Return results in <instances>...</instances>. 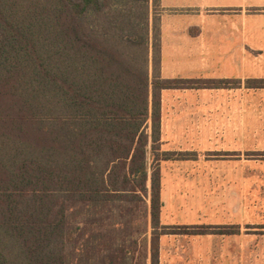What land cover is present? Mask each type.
I'll use <instances>...</instances> for the list:
<instances>
[{
  "label": "trees",
  "instance_id": "trees-1",
  "mask_svg": "<svg viewBox=\"0 0 264 264\" xmlns=\"http://www.w3.org/2000/svg\"><path fill=\"white\" fill-rule=\"evenodd\" d=\"M148 33L112 0H0V264H159V163L185 155L162 91L232 79L162 78Z\"/></svg>",
  "mask_w": 264,
  "mask_h": 264
},
{
  "label": "crops",
  "instance_id": "crops-1",
  "mask_svg": "<svg viewBox=\"0 0 264 264\" xmlns=\"http://www.w3.org/2000/svg\"><path fill=\"white\" fill-rule=\"evenodd\" d=\"M157 1L162 78L240 80L237 87L172 88L162 91L160 151L185 155L161 160V174L165 166L173 169L186 166L191 161L186 153L203 150L206 141L203 139L201 113L204 98L214 97L216 103H221L220 99L227 95L233 96L237 102L244 97L243 107L245 111H250L253 108L251 101L259 96L263 99L264 107V88L245 87L247 79L264 78V0ZM246 113L249 116V112ZM244 122V127L252 126L248 125L249 120ZM233 137L237 146L235 150L240 151L245 147V136L239 131L233 133ZM161 203L160 224L188 225L193 222L192 216L185 218L177 211H173L169 218L165 215L166 208H191L190 201L165 202L161 199ZM197 204L195 207H208L207 202L200 201ZM215 207L235 208L231 211V217L240 218L239 208H244L245 203H232L231 206L217 203ZM247 214L250 211H242L243 218ZM203 218H207V212H203ZM219 234L232 238L236 236L234 232ZM187 236H190L189 239H184ZM213 236L215 233H163L159 238V264H192L186 261L195 256L203 260L200 264H208L210 251L217 250L215 239H210Z\"/></svg>",
  "mask_w": 264,
  "mask_h": 264
},
{
  "label": "rangeland",
  "instance_id": "rangeland-1",
  "mask_svg": "<svg viewBox=\"0 0 264 264\" xmlns=\"http://www.w3.org/2000/svg\"><path fill=\"white\" fill-rule=\"evenodd\" d=\"M112 2L135 14L141 13L143 9L147 11L148 37L151 42L155 31L158 30V1L148 0L145 3L143 0H112ZM151 71L149 66L150 74ZM235 81L232 79L229 87ZM255 97L251 101L253 108L250 111H245L243 107L244 97L237 102L233 96L227 95L220 99L221 103H216L214 97L204 98L201 113L204 122L203 139L207 142L205 141L203 150L186 153L191 158L186 166L176 169L165 166L160 174L162 201H190L192 205L191 208H166L167 218L173 211H177L185 218L192 216L193 222L188 225L160 224L157 232L169 235L215 233L214 238L210 239H215L217 250L210 251L208 264H264V107L262 97ZM246 112H249V116H246ZM245 120H249L248 125L252 126L244 127ZM237 125L242 127L236 128ZM239 131L245 136L243 138L245 147L237 151L233 133ZM200 201L207 202L208 207H195ZM242 202L245 203V207L239 208L240 218L231 217V211L236 210L235 208L215 207L217 203H227L231 206L232 203L241 205ZM242 211L247 213L250 211V214L243 218ZM203 212H207L206 219L203 218ZM139 227L141 222L135 220L133 231ZM151 230L149 227L147 237H150ZM222 232H234L236 236L233 238L226 234L220 236L219 233ZM186 262L200 264L203 260L195 256Z\"/></svg>",
  "mask_w": 264,
  "mask_h": 264
}]
</instances>
